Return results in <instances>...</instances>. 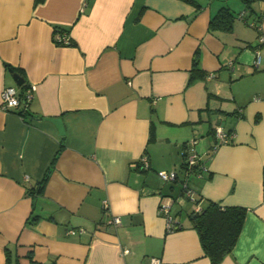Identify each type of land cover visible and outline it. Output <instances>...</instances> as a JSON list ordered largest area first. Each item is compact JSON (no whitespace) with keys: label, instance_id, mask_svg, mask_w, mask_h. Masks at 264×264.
Listing matches in <instances>:
<instances>
[{"label":"crops","instance_id":"1","mask_svg":"<svg viewBox=\"0 0 264 264\" xmlns=\"http://www.w3.org/2000/svg\"><path fill=\"white\" fill-rule=\"evenodd\" d=\"M13 73L32 99L6 111ZM208 200L246 209L220 264H264L262 0H0V264H211L189 221Z\"/></svg>","mask_w":264,"mask_h":264},{"label":"trees","instance_id":"2","mask_svg":"<svg viewBox=\"0 0 264 264\" xmlns=\"http://www.w3.org/2000/svg\"><path fill=\"white\" fill-rule=\"evenodd\" d=\"M42 0H34L35 3L40 2ZM216 19L225 23V25H230L231 20L233 19L232 13L229 12L228 9H221ZM213 22V21H211ZM210 22V23H211ZM55 32L60 33V35L67 33V31L63 28L56 27ZM68 34V33H67ZM68 45H74V41L69 38ZM54 41L56 44H61L60 41L56 40L54 37ZM198 65V52H195L193 57V66L192 73L189 81H192L196 75ZM11 69H16L11 67ZM19 74V73H18ZM22 88V92L27 88L24 82L20 85ZM23 116L21 111L19 112ZM188 146H186V151L184 153L183 163L181 164L182 168L189 173L190 171H195L192 169H196L198 163L194 164L191 168H187V156L190 152H188ZM47 176H45L41 181V188L43 187ZM178 177L176 176L172 182H176ZM181 190L183 191L182 184L186 180H181ZM197 199L195 197V203ZM246 214V209L241 206H221L216 202L208 200L206 205L198 211H192L189 214L190 226L196 230L198 234V238L200 241V245L204 254L209 258L211 264H220L223 258L231 252L233 249L239 233L242 228V224L244 221V217ZM38 218L37 215L32 216L28 221L30 223H34ZM6 250V264L10 263V252L8 247ZM15 264H18L16 261ZM31 264H40L34 263L32 261Z\"/></svg>","mask_w":264,"mask_h":264},{"label":"built area","instance_id":"3","mask_svg":"<svg viewBox=\"0 0 264 264\" xmlns=\"http://www.w3.org/2000/svg\"><path fill=\"white\" fill-rule=\"evenodd\" d=\"M264 2V0H262ZM56 40L60 41L61 44L68 45L69 43V36L67 33H64L60 35V33H55ZM260 63V55L258 52H256V57L254 61V65L259 66ZM32 92L33 87H27L23 92H19L15 87L9 86L5 87L1 92V108L10 111L14 109H18L20 106H23L24 108L28 105L29 101L32 99ZM22 115V114H21ZM216 134L220 138L221 143H228L230 136L227 133H224L220 128H216ZM191 143H194L192 141ZM198 161V156L195 153H189L187 156V168H191L196 162ZM141 166L143 169L149 168V162L146 157L141 158ZM158 177L164 181H172L177 176V173L174 171H158L157 172ZM183 192L191 202L195 203V196L193 190L187 185L186 181L182 184ZM106 206V204L104 205ZM162 209L167 212L168 211V205L162 204ZM200 210L199 208H196V211ZM114 224H119L120 219L119 217L115 216L111 220ZM155 263L158 262V260H154ZM153 262V263H154Z\"/></svg>","mask_w":264,"mask_h":264},{"label":"water","instance_id":"4","mask_svg":"<svg viewBox=\"0 0 264 264\" xmlns=\"http://www.w3.org/2000/svg\"><path fill=\"white\" fill-rule=\"evenodd\" d=\"M13 78L18 86H20L23 82L24 79L21 77L18 73H13ZM58 127L59 133L61 135L64 134V128L62 126V122L60 118H50Z\"/></svg>","mask_w":264,"mask_h":264}]
</instances>
